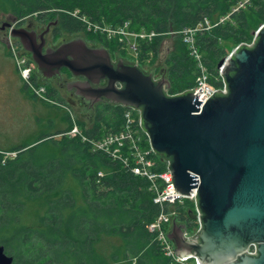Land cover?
<instances>
[{"label": "trees", "instance_id": "obj_1", "mask_svg": "<svg viewBox=\"0 0 264 264\" xmlns=\"http://www.w3.org/2000/svg\"><path fill=\"white\" fill-rule=\"evenodd\" d=\"M244 1L0 0V14L21 24L30 17L41 24L56 23L55 37L85 34L88 42H101L110 52L125 51L127 39L103 36L97 30L103 26L155 34L151 40L139 39L140 64L148 59L155 64L167 38L202 25L197 47L210 83L219 86L218 65L229 55V46L250 44L253 32L264 25V0H250L235 11ZM196 63L182 38L165 60L169 95L196 86ZM46 87L55 98L56 89ZM126 110L107 104L95 112L92 126L77 122L81 135L68 134L73 127L69 121L68 128L41 134L34 143L17 148L14 157L0 151V244L13 257L12 264H179L164 254L157 235L149 230L162 211L149 181L94 151L89 141L120 132ZM159 169H164L162 164ZM33 209L34 219L29 217ZM165 210L175 211L176 222L191 232L196 229L191 201ZM106 237L119 242L110 252L100 248Z\"/></svg>", "mask_w": 264, "mask_h": 264}, {"label": "water", "instance_id": "obj_2", "mask_svg": "<svg viewBox=\"0 0 264 264\" xmlns=\"http://www.w3.org/2000/svg\"><path fill=\"white\" fill-rule=\"evenodd\" d=\"M5 19L0 30L11 28L10 36L31 54L42 82L63 79L66 69L85 79L69 83L77 97L92 105L106 99L141 111L140 124L152 149L170 161L176 191L190 195L198 187L193 219L199 221V231L190 237L187 225L174 222L168 234L179 257L199 264H264V25L253 32L250 46L237 45L219 62L225 93L213 90L197 101L191 91L168 94L171 83L164 66L156 80L152 70L146 73L119 55L113 61L109 49L99 43L89 46L84 34L63 36L54 49L51 33L45 39L49 28L40 29L32 18L26 28H15L17 18ZM32 23L35 31L30 30ZM102 80L107 81L105 87L91 86ZM74 109L80 110L82 120L95 116ZM252 244L257 245L256 255L246 253ZM13 261L0 244V264Z\"/></svg>", "mask_w": 264, "mask_h": 264}, {"label": "built area", "instance_id": "obj_3", "mask_svg": "<svg viewBox=\"0 0 264 264\" xmlns=\"http://www.w3.org/2000/svg\"><path fill=\"white\" fill-rule=\"evenodd\" d=\"M249 1L250 0H245L244 2L239 3L238 7L235 8V11H239L241 8L246 7L245 5H247ZM222 22H225V20L222 19L220 23ZM205 25L209 28V21L206 22ZM203 29L204 26L200 25L196 28L184 29L181 32L183 42L188 46L190 54L196 60L199 69L196 86L191 90V92L197 95V101L200 100L201 96H211L213 90L225 93L222 78L219 80V86L210 83L208 69L204 64L201 52L198 50L196 35H198ZM110 35L111 38L115 35L121 36L120 41H122L124 37L129 41L128 38L132 37L134 43L130 46L135 51L138 50L139 39L151 40L155 36V34H132L125 29L111 30ZM251 43H253V41ZM251 43L245 45L250 46ZM30 62L32 61L26 57H18L17 65L21 76L27 86L32 89L36 95L45 97V95H47L46 87L38 80V76H36L35 64ZM141 122V111L127 109L124 112V124L120 132L116 134H108L98 140L89 141L94 151L102 152L113 160L121 162L125 168L130 170L136 176L144 179L146 178L149 181L150 189L155 194L154 202L158 204L162 210L155 221L149 225V230L157 235L164 254L179 264H199L196 259L179 257L177 255L174 244L168 238L173 223L176 222V213L175 211L167 213L165 210L166 206L177 207L178 205H183L186 200H189L191 203H194L195 214H197L196 201L198 197V187L192 188L189 193L190 195H184L176 191L172 171L169 169L170 161H165L152 149L149 135L143 130L140 124ZM68 134L81 135V131L76 127ZM84 140L86 141L87 139L84 138ZM146 142L149 144V147L145 146ZM161 164L163 165V170L159 169ZM195 221L197 227L193 232L189 230L188 236L190 237H194L199 231V221L197 219ZM246 253L249 255H256L257 245L252 244L246 250Z\"/></svg>", "mask_w": 264, "mask_h": 264}, {"label": "rangeland", "instance_id": "obj_4", "mask_svg": "<svg viewBox=\"0 0 264 264\" xmlns=\"http://www.w3.org/2000/svg\"><path fill=\"white\" fill-rule=\"evenodd\" d=\"M5 17L6 16H3V14H0V27L3 22H6ZM28 19H26L23 24L17 23L15 28H26V21ZM32 19L37 23L40 29L45 30L47 28V23L41 24V22H37L36 17ZM97 30L101 31L103 36L111 39V28L103 26ZM10 31L11 28H7L5 32H0V151L6 156L14 157L17 155L15 152L17 148L34 143L41 134H51L66 129L70 125V122L73 124L70 132L76 127L80 129L77 122H84L90 127L94 122L95 116L88 121L82 120L79 117L80 110L72 108L64 99L60 101L61 97L58 95L57 91V96L55 98L49 96L48 93L44 97L36 95L34 91L27 86L21 76L17 65V59L18 57H26L32 61V57H30V53L24 50L18 39H14L10 36ZM53 32L54 30L51 32V42L53 45L58 44L57 41L63 38V36L68 35L69 37H74L78 35L63 33L60 37H55ZM3 34H6L5 37H2ZM175 34L176 35L171 36V38H167L162 45L159 59L155 64H151L150 59L140 64L138 50L135 51L130 46L134 43L132 37L128 38L129 41L126 40L125 51L110 53H112L111 55L114 61H116L115 55H119L126 63H134L140 66L146 73L152 70L154 78L160 79V68L164 66L165 70L167 69L165 60L172 56L174 50H176V46H178L182 39L181 32ZM7 37H10L9 43L5 44L3 40ZM89 43L94 45H98L99 43L103 46V43L98 41ZM229 47L231 48V50H229L230 55L234 47ZM38 80L43 85L49 84L52 88H56L52 83H45L40 79ZM35 210H31V214L29 215L32 219L35 218ZM118 244V240L106 237L101 243L100 248L103 252H110L111 247Z\"/></svg>", "mask_w": 264, "mask_h": 264}, {"label": "flooded vegetation", "instance_id": "obj_5", "mask_svg": "<svg viewBox=\"0 0 264 264\" xmlns=\"http://www.w3.org/2000/svg\"><path fill=\"white\" fill-rule=\"evenodd\" d=\"M57 25V24H56ZM55 24H50L47 26L46 30L49 28V32L45 35V39L46 37L53 31V28L54 26H56ZM35 24L32 23V27L30 28V30H34L35 31ZM45 30V31H46ZM1 32V31H0ZM2 32H5V31H2ZM37 32V31H36ZM43 33V32H42ZM42 33H38V35L42 34ZM6 34H3L2 37H5ZM40 41V40H39ZM88 42V41H87ZM89 44V42H88ZM61 45V44H60ZM60 45H56V46H51L52 48L56 49L57 47H59ZM90 46V44H89ZM49 47L47 45V42H46V45H45V48H44V52L46 51V48ZM114 61V60H113ZM65 71H68L66 69H63V79H60V78H57V77H54L53 81L50 82V83H55L56 86H57V89L56 91L58 92V95L61 97V99L65 100L68 102V104L72 107V108H79L81 107L83 110H86V111H90V112H97V110H99V108L101 109V107L107 105V104H110L108 103V101L106 99H101L100 102L92 105L91 102H86L85 101V98H79L76 96V89L73 88V89H69V83L72 82V81H84L85 79L84 78H75L73 77L70 73L67 74ZM69 72V71H68ZM157 80V79H156ZM107 84V81L106 80H102L100 82V84H91V86L95 89H98V88H102V87H105ZM59 89V90H58ZM61 91H65L66 94H68V96H66L67 99H65L64 97V94H62Z\"/></svg>", "mask_w": 264, "mask_h": 264}]
</instances>
